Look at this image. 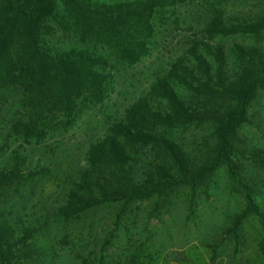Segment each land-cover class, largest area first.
I'll return each mask as SVG.
<instances>
[{
	"label": "trees",
	"instance_id": "trees-1",
	"mask_svg": "<svg viewBox=\"0 0 264 264\" xmlns=\"http://www.w3.org/2000/svg\"><path fill=\"white\" fill-rule=\"evenodd\" d=\"M180 3L0 0V264H54L43 244L52 226L81 264H221L226 242L228 264H264L263 185L244 168L264 170V147L239 136L264 91V48L215 40L264 34V0L250 16L212 14L186 52L88 143L81 164L28 160L27 146L54 154L56 135L110 97L115 63L149 54L158 25L177 19ZM189 129L203 130L193 147L180 135ZM221 165L240 196L236 209L218 238L170 260L153 244L149 221L182 197L193 203Z\"/></svg>",
	"mask_w": 264,
	"mask_h": 264
},
{
	"label": "rangeland",
	"instance_id": "rangeland-1",
	"mask_svg": "<svg viewBox=\"0 0 264 264\" xmlns=\"http://www.w3.org/2000/svg\"><path fill=\"white\" fill-rule=\"evenodd\" d=\"M216 1L181 0L177 8V19L171 17L165 24L158 25L149 54L131 66L115 63L114 89L110 97L103 104L85 110L73 127L56 135L51 141L56 150L54 154L47 152L42 145L27 146L28 160L34 165L37 162L56 163L68 158L81 164L88 143L101 136L112 119L120 117L129 104L149 89L157 76L163 74L175 59L186 52L190 42L203 34L205 23L212 14L220 12L225 18L245 17L262 9L261 0H222L221 5H217ZM215 40L226 48L233 42L255 43L264 48V34L256 39L251 35L232 34L216 37ZM248 118L249 122L239 132L242 144L264 147V91L261 89L249 106ZM202 133V129L180 131L183 141L189 147H193L192 140ZM244 168L245 172L263 185L257 199L264 209V170L247 163ZM196 192L195 200L190 205L181 196V200L164 213L162 220L149 221V235L153 244L168 253L170 260L188 244L212 239L214 236L218 238L240 197L224 165L217 167L207 184L199 187ZM250 228L253 229L252 226ZM60 235V227L52 226L47 239H43L49 251L48 258H52L54 264H81L68 247L61 245ZM75 241L74 245H78L79 240ZM84 245L92 247L93 241L89 239ZM228 249L229 244L226 242L221 248V264H228Z\"/></svg>",
	"mask_w": 264,
	"mask_h": 264
}]
</instances>
